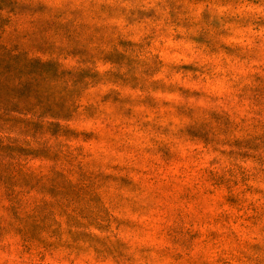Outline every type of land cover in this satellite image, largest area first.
I'll use <instances>...</instances> for the list:
<instances>
[{"label":"rangeland","instance_id":"1","mask_svg":"<svg viewBox=\"0 0 264 264\" xmlns=\"http://www.w3.org/2000/svg\"><path fill=\"white\" fill-rule=\"evenodd\" d=\"M0 264H264V0H0Z\"/></svg>","mask_w":264,"mask_h":264}]
</instances>
